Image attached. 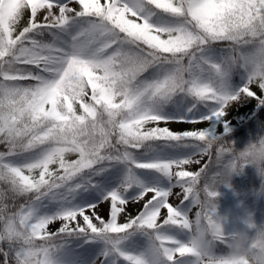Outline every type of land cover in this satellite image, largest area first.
I'll use <instances>...</instances> for the list:
<instances>
[{
	"label": "snow or ice",
	"instance_id": "6c2138e0",
	"mask_svg": "<svg viewBox=\"0 0 264 264\" xmlns=\"http://www.w3.org/2000/svg\"><path fill=\"white\" fill-rule=\"evenodd\" d=\"M251 102L264 0H0V264H235L204 200Z\"/></svg>",
	"mask_w": 264,
	"mask_h": 264
},
{
	"label": "rangeland",
	"instance_id": "374dc122",
	"mask_svg": "<svg viewBox=\"0 0 264 264\" xmlns=\"http://www.w3.org/2000/svg\"><path fill=\"white\" fill-rule=\"evenodd\" d=\"M234 80L238 86L243 83L239 75L236 76ZM251 103H248L244 107L234 105L233 109H230L228 119L231 121V128L239 126L236 127V129H232L230 134L236 136L234 141L239 150H243L250 140L255 139L259 135H264V131H260L259 127L254 123L248 125L246 128L247 131L243 130V133L241 132L240 126H243L242 120L246 113V109ZM168 125H171L174 129L195 126L191 124H177L174 122ZM221 133H223L222 123L220 128V134ZM206 160L207 158H205L204 162H206ZM197 168V165H192L190 170L195 171ZM224 187L226 189L224 201L220 204L219 209L216 210V216L220 219L225 234L230 236L231 234H235L233 231H237V233L248 232L247 229L242 228L245 227L243 224L247 221L258 224V221L264 215V176L258 173L254 165L249 164L246 165L242 171L233 174L229 181L224 184ZM171 202L174 204L178 203L174 197ZM101 208H106V205H101ZM196 210L193 209V213L190 214L193 218ZM226 226L230 229H227Z\"/></svg>",
	"mask_w": 264,
	"mask_h": 264
},
{
	"label": "clouds",
	"instance_id": "9594fccd",
	"mask_svg": "<svg viewBox=\"0 0 264 264\" xmlns=\"http://www.w3.org/2000/svg\"><path fill=\"white\" fill-rule=\"evenodd\" d=\"M243 159L245 166L249 164L254 165L258 173L264 176V146L257 145L252 149L246 150L243 153ZM245 166L233 170L227 178V181H229L233 174L242 171ZM219 185L215 186L216 191ZM204 203H213L216 205L215 199L209 201L205 198ZM248 222L252 223L251 221ZM202 244L205 248H211L215 245V239H205L202 241ZM231 255L235 264H264V229L258 230L255 236L251 237L247 232L237 233Z\"/></svg>",
	"mask_w": 264,
	"mask_h": 264
},
{
	"label": "trees",
	"instance_id": "16d2710c",
	"mask_svg": "<svg viewBox=\"0 0 264 264\" xmlns=\"http://www.w3.org/2000/svg\"><path fill=\"white\" fill-rule=\"evenodd\" d=\"M242 122H244V124L242 126V131L245 130L249 124H253V123L258 124L259 125L258 127L260 129H264V106L257 109L256 106L254 105V102H252L251 105L246 109V113L244 115ZM161 126H168L172 130L177 131V130H196V129L204 128L207 125L206 124H198V125L190 126L188 128H183V129H174L171 125H161ZM220 128H221V123H218L217 129H216L217 134H220ZM232 137H233V134L228 136V138L230 140H232ZM2 149H3V146L0 147V150H2ZM217 191H218L219 195L217 197H215V203L218 201L217 198L221 197V195H222V192L220 189L217 188Z\"/></svg>",
	"mask_w": 264,
	"mask_h": 264
},
{
	"label": "bare ground",
	"instance_id": "6f19581e",
	"mask_svg": "<svg viewBox=\"0 0 264 264\" xmlns=\"http://www.w3.org/2000/svg\"><path fill=\"white\" fill-rule=\"evenodd\" d=\"M258 207V206H257ZM245 227H242L244 229H247V233L249 234V236H255L256 232L258 230L264 229V215L263 217L258 221V224H255L256 227L255 228H250L249 227V222H245V224H243ZM227 229H230L228 226H226ZM234 233H237V231H233Z\"/></svg>",
	"mask_w": 264,
	"mask_h": 264
}]
</instances>
